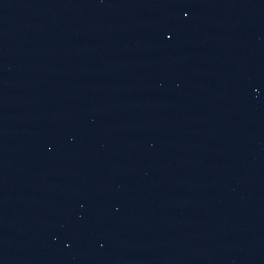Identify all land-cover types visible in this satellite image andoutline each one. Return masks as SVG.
I'll return each instance as SVG.
<instances>
[{
    "label": "water",
    "instance_id": "water-1",
    "mask_svg": "<svg viewBox=\"0 0 264 264\" xmlns=\"http://www.w3.org/2000/svg\"><path fill=\"white\" fill-rule=\"evenodd\" d=\"M0 264H264V0H0Z\"/></svg>",
    "mask_w": 264,
    "mask_h": 264
}]
</instances>
